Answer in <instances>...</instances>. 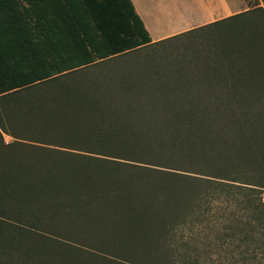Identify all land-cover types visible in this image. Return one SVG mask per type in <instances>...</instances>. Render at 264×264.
<instances>
[{
	"label": "trees",
	"instance_id": "16d2710c",
	"mask_svg": "<svg viewBox=\"0 0 264 264\" xmlns=\"http://www.w3.org/2000/svg\"><path fill=\"white\" fill-rule=\"evenodd\" d=\"M197 30L184 67L132 59ZM263 189L264 0L154 42L130 0H0V264H57L63 223L137 264H264Z\"/></svg>",
	"mask_w": 264,
	"mask_h": 264
},
{
	"label": "rangeland",
	"instance_id": "374dc122",
	"mask_svg": "<svg viewBox=\"0 0 264 264\" xmlns=\"http://www.w3.org/2000/svg\"><path fill=\"white\" fill-rule=\"evenodd\" d=\"M254 2L256 0H140V6L151 19L148 26L155 34L174 30L173 35L245 10ZM202 33L197 30L147 46L132 59L166 69L184 67L189 63L185 56L189 49L183 47V44L192 43L199 37L201 39ZM3 139L5 143L13 141L6 134H3ZM262 198L264 200V189ZM43 234L51 239V242L43 243V250L58 260L57 264L66 261L71 264H137L128 246L108 239L100 230L93 231L78 223H63Z\"/></svg>",
	"mask_w": 264,
	"mask_h": 264
},
{
	"label": "crops",
	"instance_id": "0c3cea01",
	"mask_svg": "<svg viewBox=\"0 0 264 264\" xmlns=\"http://www.w3.org/2000/svg\"><path fill=\"white\" fill-rule=\"evenodd\" d=\"M130 1L133 4V8H134L135 12L138 14V16L140 17L144 27L148 31L150 39H151V42L158 41V40H161L163 38H166V37L170 36L173 33L172 31H174V30H170L168 32H162L160 34H155L153 32V30L150 28V26H148V23H150L149 20H151V19H149V17H147V15L145 14L144 10L141 8L140 0H130Z\"/></svg>",
	"mask_w": 264,
	"mask_h": 264
}]
</instances>
